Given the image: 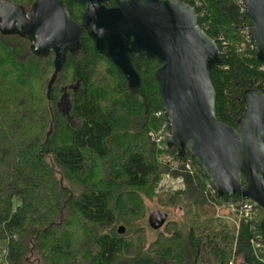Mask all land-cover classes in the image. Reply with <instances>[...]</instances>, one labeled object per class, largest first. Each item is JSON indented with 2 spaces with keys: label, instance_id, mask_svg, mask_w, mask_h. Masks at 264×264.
<instances>
[{
  "label": "trees",
  "instance_id": "obj_1",
  "mask_svg": "<svg viewBox=\"0 0 264 264\" xmlns=\"http://www.w3.org/2000/svg\"><path fill=\"white\" fill-rule=\"evenodd\" d=\"M10 1L30 9L35 0ZM62 1L82 19L85 5ZM186 1L221 47L223 64L211 70L217 116L236 127L245 91L264 90L244 0ZM55 59L0 30V264H264L251 244V223L218 215L216 207L228 202L207 190L196 163L186 167L189 154L180 158L167 144L181 164L161 162L148 137L166 120L156 115L162 109L156 59L134 60L142 78L137 90L87 32L80 52L69 54L56 75ZM66 93L70 107L62 110ZM165 173L181 186L159 202L180 208L183 217L135 247L116 227L143 209L138 191L147 188L153 197Z\"/></svg>",
  "mask_w": 264,
  "mask_h": 264
},
{
  "label": "water",
  "instance_id": "obj_2",
  "mask_svg": "<svg viewBox=\"0 0 264 264\" xmlns=\"http://www.w3.org/2000/svg\"><path fill=\"white\" fill-rule=\"evenodd\" d=\"M74 1L85 5L81 20L62 0H35L30 9L0 0V22L6 32L28 39L35 55L54 53L55 75L69 54L80 52L86 32L132 90L142 85L134 60L156 59L168 146L181 158L189 154L223 200L256 202L263 209L264 234V90L245 91L236 127L219 120L211 70L223 64L222 50L200 26L197 9L184 0ZM244 5L256 58L264 63V0ZM167 218L166 211L154 210L148 221L158 230ZM125 231L120 225L118 232Z\"/></svg>",
  "mask_w": 264,
  "mask_h": 264
},
{
  "label": "rangeland",
  "instance_id": "obj_3",
  "mask_svg": "<svg viewBox=\"0 0 264 264\" xmlns=\"http://www.w3.org/2000/svg\"><path fill=\"white\" fill-rule=\"evenodd\" d=\"M0 30L3 32L7 31V27L0 22ZM75 84V83H73ZM70 107V100L69 97L67 96L62 105H61V109L62 110H68ZM152 131V130H150ZM150 131L148 133V137L150 138L151 142L152 139L150 137ZM61 142V141H59ZM90 162V160L88 161V163ZM98 162L100 163V165H103V161L102 160H98ZM162 163H166L161 161ZM181 163H177L175 165H170L173 168L178 167ZM194 167L192 166V169ZM194 170V169H193ZM103 178L107 177L106 172L103 174L102 176ZM181 179L179 178H175L173 177L170 173H165L162 176V179L160 181L159 184L156 185L155 187V194L153 197L149 198L151 196V194L149 193V189L147 188H143L141 190H139V199L140 202L143 204V209H139L134 216L131 217L132 220H130L129 223H119L117 225V231L120 225H124L126 227V231L125 235H127V239L128 238H132L133 242L135 243V247H140V246H145V244H149L151 241L155 240L158 234V230H163L165 225L169 222V221H173V220H181L183 217V211L176 207H169V206H164L162 205L159 200L160 199H166L169 195L167 194V192L170 191H174L175 189L179 188L181 186ZM130 203V201H128ZM132 203V202H131ZM154 210H163L166 211L168 213V218L166 223L163 225V227H161L158 230L153 229L148 221V218L150 216V214L154 211ZM217 213L219 216L221 217H228L227 215L230 212L229 208L227 207V205H218L216 207ZM232 218H234L232 216ZM238 218H240L239 216L236 217L235 216V221L238 222ZM137 228H139L140 230L137 232H133L134 230H136Z\"/></svg>",
  "mask_w": 264,
  "mask_h": 264
},
{
  "label": "built area",
  "instance_id": "obj_4",
  "mask_svg": "<svg viewBox=\"0 0 264 264\" xmlns=\"http://www.w3.org/2000/svg\"><path fill=\"white\" fill-rule=\"evenodd\" d=\"M195 1V2H194ZM193 2L198 6L200 3L198 0H194ZM157 116H165V112L163 109L159 110L156 113ZM169 136V124L167 120H165L161 127L150 131V137L152 142H154L155 146L161 153V160L170 165H175L180 161L173 154L167 151V138ZM186 167L191 170L193 166L192 158H188L185 162ZM207 190H212L213 186L210 183H207ZM228 208L232 213H235L240 218L244 219L246 222L251 223V228L253 231V236L251 238V244L255 254L261 259L264 260V235L260 230L257 222V218L259 216V210L257 208V204L251 200H245L240 202H230L228 203ZM3 260V254L0 253V261ZM229 264H235L234 261H230Z\"/></svg>",
  "mask_w": 264,
  "mask_h": 264
},
{
  "label": "flooded vegetation",
  "instance_id": "obj_5",
  "mask_svg": "<svg viewBox=\"0 0 264 264\" xmlns=\"http://www.w3.org/2000/svg\"><path fill=\"white\" fill-rule=\"evenodd\" d=\"M64 98H66L67 97V93L63 96ZM64 101V100H63Z\"/></svg>",
  "mask_w": 264,
  "mask_h": 264
}]
</instances>
